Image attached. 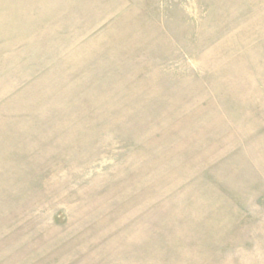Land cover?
<instances>
[{"label":"rangeland","instance_id":"1","mask_svg":"<svg viewBox=\"0 0 264 264\" xmlns=\"http://www.w3.org/2000/svg\"><path fill=\"white\" fill-rule=\"evenodd\" d=\"M0 264H264V0H0Z\"/></svg>","mask_w":264,"mask_h":264}]
</instances>
